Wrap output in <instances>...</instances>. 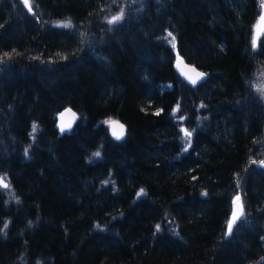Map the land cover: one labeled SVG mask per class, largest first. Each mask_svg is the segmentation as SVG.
<instances>
[{
    "label": "trees",
    "instance_id": "16d2710c",
    "mask_svg": "<svg viewBox=\"0 0 264 264\" xmlns=\"http://www.w3.org/2000/svg\"><path fill=\"white\" fill-rule=\"evenodd\" d=\"M30 7L0 0V176L11 185L0 188V264H264L258 0ZM176 52L202 83L181 79ZM65 108L78 117L60 135ZM238 193L244 215L226 234Z\"/></svg>",
    "mask_w": 264,
    "mask_h": 264
},
{
    "label": "snow or ice",
    "instance_id": "6c2138e0",
    "mask_svg": "<svg viewBox=\"0 0 264 264\" xmlns=\"http://www.w3.org/2000/svg\"><path fill=\"white\" fill-rule=\"evenodd\" d=\"M24 3L27 5L28 4V0H24ZM261 7L264 8V0H261ZM31 7H29V11H31ZM123 12L121 13V15L119 16H115L112 17L109 20V23H114L118 20H120L122 18ZM260 20L262 22H264V13L261 14ZM58 27H70L71 26V21H67V22H60L57 24ZM168 36L171 37L170 43L172 45L173 48L176 47V40L175 37L172 35V33H168ZM257 38H258V33L255 34L253 36L252 39V47L253 49H255L257 47ZM7 55V54H6ZM183 63L182 59L178 57V64L177 67H180V65ZM191 72L195 73L194 75L189 74V72L183 71V69H181V75L184 76L192 85H196L197 82L199 80H201L206 74L205 73H200V72H196L195 69H191ZM258 90H260L262 92V94H264V86H258ZM201 107H203V105H201ZM180 110L179 108V104H177V106L175 108H173L172 110V114L173 116L176 115V113ZM156 115H159V111H157ZM77 118V114L72 112L71 109H65L64 112L59 114V128L61 133H64L65 131H68L71 129L73 122L76 120ZM179 120H184L185 118L183 116L178 117ZM104 123L108 124L110 129H111V133L112 136L117 139L120 140L124 137L125 135V127L123 124H120L118 121L109 119L104 121ZM38 131V125L33 123L32 125V134H35ZM181 131L184 133V139L186 141L187 146L191 145V136H192V132L188 131L187 129H181ZM184 151H187V147H185V149H183ZM28 153V149H25V155L27 156ZM101 156V152L99 150L95 151L92 153V157L94 158H98ZM262 164H264V161L261 162ZM109 181H105L104 183H108ZM239 183V182H238ZM11 185L9 183L6 182V175L5 176H0V188H5V189H10ZM13 199H15L17 202H19V198L16 197L14 194L9 193ZM144 194V190L141 189L140 192L137 193V196H141ZM202 195H207V193H202ZM244 215V206L242 203V198L239 194H237L235 197H233L232 200V213H231V217L229 218V220L227 221V228H228V232L226 234H231V232L233 231L234 225H236L237 221L239 219H241V217H243ZM31 223V222H29ZM8 227V223L4 222V227L0 228V233H2L4 231L5 228ZM99 227V226H97ZM156 230L159 231L160 230V225L156 226Z\"/></svg>",
    "mask_w": 264,
    "mask_h": 264
},
{
    "label": "water",
    "instance_id": "95a60500",
    "mask_svg": "<svg viewBox=\"0 0 264 264\" xmlns=\"http://www.w3.org/2000/svg\"><path fill=\"white\" fill-rule=\"evenodd\" d=\"M178 57L181 58L182 61H183V63L180 65V67H177V64H178ZM174 66H175V69H176L178 75L181 77V79H182L185 83H187L188 85H190V86H196V85L202 83V82L206 79V77H207V75H205L201 80H199V81L197 82L196 85H192V84H191V83H190V82H189L184 76L181 75V69H183V71L189 72V74H192V75H194L195 73L191 72V69H195L196 72H200V73H205V72L199 70V69H198L196 66H194L193 64L187 63V62L184 60V58H183L182 56L179 55L178 52L175 53ZM205 74H206V73H205ZM65 109H71V108H65ZM65 109H63L62 111H60V112L58 113V115H57L56 127H57V129H58V133H59L60 135H62L63 133H61L60 128H59V123H60V120H59V114L62 113V112H64ZM71 111L74 112V113H76V112H75L74 110H72V109H71ZM77 117H78V115H77ZM76 120H77V118H76ZM76 120H75V121H76ZM112 120L118 121L120 124H123V122H121L120 120H118V119H116V118H112ZM75 121L73 122L72 127L74 126ZM123 125H124V124H123ZM107 126H108V130H109V134H110V136H111L114 140H117V139H115V138L112 136L111 129H110V127H109L108 124H107ZM72 127H71V129H72ZM124 127H125V125H124ZM71 129H70V130H71ZM70 130L65 131L64 133L69 132ZM125 133H126V127H125ZM124 137H125V135H124ZM124 137H123V138H124ZM123 138H122V139H123ZM122 139H120V140H122ZM118 141H119V140H118Z\"/></svg>",
    "mask_w": 264,
    "mask_h": 264
},
{
    "label": "rangeland",
    "instance_id": "374dc122",
    "mask_svg": "<svg viewBox=\"0 0 264 264\" xmlns=\"http://www.w3.org/2000/svg\"><path fill=\"white\" fill-rule=\"evenodd\" d=\"M22 2L25 5V7L27 9H29V7L31 6V0H28L27 5L24 3V0H22ZM133 2H136V0H133ZM258 4H259V15H258V18L256 19L255 24H254L253 36L258 33V38H259L262 35V32L264 30V22H262L260 20L261 14L264 13V8L261 7V0H258ZM168 33H170V32H168ZM168 33L165 34V38L170 43L171 37L168 36ZM258 38H257V40H258ZM252 86L254 87V89L257 91V93L260 95L262 101L264 102V94H262V92L260 90H258V86H264V73L259 71L258 74L255 75L254 82H253ZM259 164L264 166V164H262L261 161L259 162ZM7 193L9 194L11 192L7 190ZM231 213H232V210H231ZM230 217H231V215H230Z\"/></svg>",
    "mask_w": 264,
    "mask_h": 264
},
{
    "label": "bare ground",
    "instance_id": "6f19581e",
    "mask_svg": "<svg viewBox=\"0 0 264 264\" xmlns=\"http://www.w3.org/2000/svg\"><path fill=\"white\" fill-rule=\"evenodd\" d=\"M239 194V193H238Z\"/></svg>",
    "mask_w": 264,
    "mask_h": 264
}]
</instances>
